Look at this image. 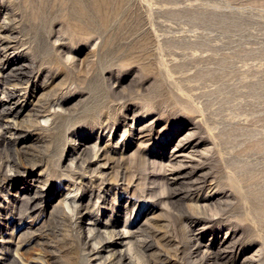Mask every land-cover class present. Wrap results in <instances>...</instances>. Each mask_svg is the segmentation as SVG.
Masks as SVG:
<instances>
[{
  "label": "rangeland",
  "instance_id": "rangeland-1",
  "mask_svg": "<svg viewBox=\"0 0 264 264\" xmlns=\"http://www.w3.org/2000/svg\"><path fill=\"white\" fill-rule=\"evenodd\" d=\"M0 27L51 112L29 126L43 143L19 152L37 154L29 171L0 174V250L46 264H264V0H0ZM0 146L5 164L15 150ZM33 177L46 191L37 220L13 208ZM73 195L85 211L71 218L58 202ZM105 228L126 261L98 247Z\"/></svg>",
  "mask_w": 264,
  "mask_h": 264
},
{
  "label": "bare ground",
  "instance_id": "bare-ground-1",
  "mask_svg": "<svg viewBox=\"0 0 264 264\" xmlns=\"http://www.w3.org/2000/svg\"><path fill=\"white\" fill-rule=\"evenodd\" d=\"M7 8V7H6ZM2 26V25H1ZM1 28V27H0ZM3 28V27H2ZM4 31V29H0V76H1V81H0V86H2L1 88H2V96H0V145L2 144V145H4V147H8L9 149H11V150H15L14 152V154H12V155H10V157H8L7 159H6V162H5V164H4V162H0V171H1V169H3L5 166V170L4 171H2V172H0V174H1V176H2V182H5V183H10V184H13V182H15L16 181V178H17V174H20V173H26V172H28L29 171V167H27V165L25 166V164H24V160H30V158H33V157H36L35 155H37V154H35L34 153V151L31 153V154H28V155H26V153L25 154H21V153H19V152H21L22 151V149L24 148V147H29V141H31L32 142V144L34 143L35 145H41L42 143H43V139L42 138H40V137H33L32 136V132L30 131V127L29 126H31V127H33L34 129H37V128H43L44 127V125H42L41 124V122H40V118L42 117H44V119H45V121H47V117L48 116H51V112H50V110L47 108H40L41 106H40V103L39 104H37V102H36V105H35V103H33V100H34V98L33 97H35V96H33V95H31V94H29V86H30V84H29V81L30 80H26V79H24V75H26V71L28 72V68H29V66H28V63L26 62V59H24L23 57L22 58H20V57H17V58H15L16 60H14V56L16 57V55H11L10 56V53H11V50H13V49H15L16 47H18L19 45H18V42H12L10 39V34H11V32H9L10 34H5V35H3V32ZM12 31V30H11ZM10 35V36H9ZM16 35V34H15ZM14 36V35H13ZM17 38H19V37H17ZM12 39H14V38H12ZM16 39V38H15ZM21 44V43H20ZM16 51V50H15ZM14 52V51H13ZM12 54V53H11ZM26 58V57H25ZM32 62V61H31ZM30 62V63H31ZM33 63V62H32ZM31 70V69H30ZM34 70H35V68H34ZM40 70V69H39ZM32 72V71H31ZM39 72V71H38ZM28 75V74H27ZM12 76L13 77H15V78H12ZM30 76V75H29ZM23 78L22 79V81L20 80L19 81V78ZM27 78V77H26ZM26 80V81H25ZM18 81V82H17ZM25 83V86H22L23 84ZM40 89V88H39ZM33 94V93H32ZM33 96V97H32ZM39 98H40V96H39ZM39 98H37L36 100H38ZM41 99V98H40ZM40 101V100H39ZM38 101V102H39ZM55 101H58V100H55ZM28 103V104H27ZM56 103V102H55ZM50 105H51V103H49ZM57 104V103H56ZM29 105H31V106H29ZM46 107H47V105H45ZM49 106V105H48ZM56 106V105H55ZM60 107V104L58 103L57 104V107ZM29 107V108H28ZM43 107V106H42ZM58 107V108H59ZM55 107L53 106V109H54ZM61 108V107H60ZM51 109H52V107H51ZM62 109V108H61ZM27 110V113L31 116V118H30V121L29 122H26L25 120H23V121H25L26 123H21L22 121L19 119L20 118V116L24 113V111H26ZM63 110V109H62ZM52 115H53V113H52ZM55 116V115H54ZM46 117V118H45ZM25 119V118H24ZM38 119V120H37ZM32 120V121H31ZM48 122V121H47ZM51 123V122H50ZM45 124V123H44ZM46 126V125H45ZM49 127V126H48ZM50 128V127H49ZM44 129V128H43ZM46 129V128H45ZM32 130V129H31ZM34 135V134H33ZM40 136V135H39ZM72 139V138H71ZM187 139V138H186ZM72 141H74V139L72 140ZM76 141V140H75ZM183 141H184V139H183ZM20 143L22 144L21 146H20ZM77 143V142H76ZM199 143V142H198ZM197 143V144H198ZM74 145H73V149H76L77 148V145L75 144V143H73ZM1 147V146H0ZM36 147H38V146H36ZM94 148H95V146H94ZM2 149V148H1ZM37 149V148H36ZM82 149V148H81ZM96 149V148H95ZM77 150V149H76ZM84 151V150H83ZM95 151V150H94ZM25 152H26V150H25ZM10 153V152H9ZM23 153V152H22ZM38 154H40V153H38ZM7 155H8V153H7ZM6 155V156H7ZM77 155H79V156H81L80 155V152H79V154L77 153ZM103 155V154H102ZM101 156V155H100ZM104 156V155H103ZM87 157V156H86ZM95 157H97V155L95 156ZM37 158V157H36ZM79 158V157H78ZM81 158V157H80ZM102 158H104V157H102ZM77 158L74 156V157H70V160H71V163H70V167H72V168H76V167H78L79 165H76V164H78V163H76L75 164V160H76ZM85 159H88V158H85ZM34 160V159H33ZM89 160V159H88ZM34 162L36 163V160H34ZM81 162V161H80ZM87 161L85 160V163H86ZM89 162V161H88ZM32 163V162H31ZM33 164V165H31V166H36V164ZM82 163V162H81ZM5 165V166H4ZM82 165V164H81ZM83 166V165H82ZM88 166V165H87ZM85 167V166H84ZM71 168V169H72ZM90 169V168H89ZM193 169V168H192ZM76 170H80V169H76ZM85 170V169H84ZM94 170V169H93ZM96 170V169H95ZM82 172H83V170H81ZM80 171V172H81ZM86 171H88V170H86ZM98 171H100V170H98ZM89 172V171H88ZM90 172H93V171H90ZM86 173V172H85ZM72 174V173H71ZM87 174V173H86ZM190 174H192L191 172H190ZM200 174V173H199ZM74 175V174H73ZM72 175V176H73ZM76 175V174H75ZM204 175V174H203ZM79 177H80V175H79ZM82 177H84V176H82ZM81 178V177H80ZM0 179V180H1ZM75 179V178H74ZM41 180V179H40ZM82 180V179H81ZM198 180V179H197ZM202 180H203V178H202ZM201 180V181H202ZM35 181V182H34ZM72 181V180H71ZM78 181V180H77ZM39 182V179H37V182H36V179H35V177H33L32 178V181H30V182H28V183H26V184H24L23 185V187L22 188H24V191H23V196L24 197H22L21 198V200H19L18 201V197H16L14 200H13V208L14 209H16L17 207H19V205H21L20 206V208H21V211H24L23 213H25L28 217H30V216H34V215H32L33 213H37L38 211H39V213H40V211H44L45 209H46V207L45 206H43L42 207V202H43V198H44V196H45V193H46V191H45V188H44V186H45V184H39L38 183ZM46 182V181H45ZM72 182H74V181H72ZM195 182V181H194ZM42 183H44V182H42ZM68 184V183H67ZM195 184H197V183H195ZM202 184V183H201ZM82 185V184H81ZM204 185H205V183H204ZM80 188V187H79ZM78 188V186L76 185V184H73V189H74V191L75 190H77V189H79ZM90 188V187H89ZM198 188V187H197ZM201 188V187H200ZM80 189H82V188H80ZM70 190V189H69ZM72 190V189H71ZM84 190V189H83ZM87 190V189H86ZM190 190V189H189ZM80 190H78V192H79ZM70 192V191H69ZM68 192V193H69ZM87 192V191H86ZM89 192V191H88ZM94 192V191H93ZM92 192V193H93ZM92 193H90L91 195H92ZM97 193V192H96ZM193 194V193H192ZM89 195V194H88ZM97 195V194H96ZM105 195V194H104ZM65 197V196H64ZM92 197V196H91ZM91 197H90V199H91ZM104 197V196H103ZM98 198V197H97ZM100 198V197H99ZM89 199V198H88ZM89 199V200H90ZM88 200V201H89ZM99 200V199H98ZM103 200V199H102ZM104 200H105V198H104ZM82 197H78L77 195L75 196V195H73V196H71V197H65L63 200H62V198H61V200H59V204H60V202L62 203V208H63V206H66L67 207V210L68 209H70L69 211V213L70 214H68V212H66V211H63V214L64 215H69V217H75V215H79V214H82V212H84L81 208H80V206H81V204H82ZM20 202V203H19ZM45 202V201H44ZM19 203V204H18ZM65 207V208H66ZM5 208H6V206H5ZM59 209H61V207L59 208ZM85 209V208H84ZM52 210V209H51ZM50 210V211H51ZM61 211V210H60ZM3 212H6V210L5 209H1L0 208V213H2V214H4ZM13 212V211H12ZM52 212V211H51ZM50 212V213H51ZM22 213V212H21ZM20 213V214H21ZM22 213V214H23ZM36 213H35V216L36 217H34L33 218V220L34 219H38L39 217H40V215H36ZM9 214V213H8ZM7 214V215H8ZM18 214V213H17ZM24 214V215H25ZM60 215V214H59ZM63 216V215H62ZM41 218V217H40ZM76 218H77V216H76ZM90 218V217H89ZM32 219V218H31ZM93 219V218H92ZM20 220H21V218H20ZM9 221L10 220H8L7 221V224L9 223ZM32 221V220H31ZM77 222V221H76ZM92 222H93V220H92ZM31 223V222H30ZM74 223V222H73ZM78 223V222H77ZM80 223V222H79ZM31 224H33V223H31ZM29 226H30V224H29ZM113 226V225H112ZM110 227V226H109ZM24 228H26L27 229V225H26V223H25V226H24ZM87 228V234H88V238L89 239H93L94 241H91V243L92 242H94V243H96V241H98V240H95V239H97L96 237H99V239H100V236L102 235V234H98V232H97V227H95L94 225H90V226H87L86 227ZM106 229V230H105ZM104 230H105V234H103L104 236V238H101L102 239V242L100 241V246H98L99 248L101 247V249H105V250H107L108 252V254L106 255L105 254V257H106V259L110 262V261H112L113 260V262L116 260V259H118V258H120V260H124V261H126V259H127V256H126V253H120V254H118L116 251H117V249L115 250V247H114V245L116 244V242H113V240H112V238H114L113 237V235H114V229L113 230H111V229H107V228H105ZM116 230V229H115ZM114 232V233H113ZM126 232V231H125ZM0 236L5 240L6 238H5V235H2V230L0 229ZM42 234V233H41ZM47 234V233H46ZM117 234H119V233H117ZM2 239V240H3ZM11 239V238H10ZM9 240V239H8ZM86 240H88V239H86ZM130 241V240H129ZM8 242V241H7ZM118 242H120V243H123V238L121 237L120 238V240L118 241ZM88 243H89V241H88ZM87 243V244H88ZM93 243V244H94ZM151 243V242H150ZM2 244H3V242H2ZM8 244V243H7ZM99 244V243H98ZM131 244H132V242H131ZM133 245H134V243H133ZM153 245V244H152ZM5 246H7L6 248H5V250H3V251H5L8 255H10V256H12V259H10L11 261H10V263H7V264H46L45 263V261H47V260H45L44 261V258L43 257H41L42 255H35V256H31V257H29V256H27V258H26V256H22V254L20 255V253H18V251H16L15 252V250H14V252L12 251L13 249H11V251L13 252V254H14V256L9 252V248H11L9 245H5ZM96 247H97V243H96V245H95ZM95 246H92L91 248H93L94 250H96V247ZM135 246V245H134ZM2 246H1V244H0V248H1ZM233 247V245H229L228 243H225V242H223L222 243V245L220 246V248H219V250L218 251H216L215 253H216V255L217 256H219L220 258L223 256H225L224 254L225 253H227V251H228V249H231ZM3 248V247H2ZM132 248V247H131ZM93 249H92V251H93ZM133 249V248H132ZM100 250V249H99ZM98 249H97V253L99 254V251ZM1 251V253L3 254V251H2V249L0 250ZM121 251V250H120ZM120 251H118V252H120ZM44 252V251H43ZM96 252V251H95ZM130 252V251H129ZM134 252V251H133ZM42 253V252H41ZM50 253V252H49ZM90 253H91V251H90ZM89 253V254H90ZM52 254H53V252H52ZM96 254V253H95ZM116 255H118L119 257L118 258H116L115 260H114V258L116 257ZM142 255V254H141ZM231 255V254H230ZM95 256V255H94ZM97 256V255H96ZM99 256H100V254H99ZM130 256V255H129ZM128 256V257H129ZM134 256V255H133ZM140 256V255H139ZM229 256V255H228ZM233 256V255H232ZM100 257H103V256H100ZM141 257V256H140ZM216 257V256H215ZM93 258V257H92ZM104 258V257H103ZM130 258V257H129ZM136 258H137V256H136ZM143 258V257H142ZM48 259V258H47ZM100 259V258H99ZM213 259V258H212ZM228 259H230L229 257H228ZM234 259V258H233ZM101 260V259H100ZM106 260V262H108ZM134 259H132V261H133ZM138 260V259H137ZM144 260V259H143ZM215 260V259H214ZM103 261V260H102ZM129 263H131V259H130V261L129 260H127ZM226 261H227V259H226ZM7 262H9V261H7ZM108 262V263H109ZM112 262V263H113ZM117 262V261H116ZM98 263H100V262H98ZM102 263V262H101ZM104 263H105V261H104ZM134 263V262H133ZM96 264H97V262H96ZM110 264V263H109ZM115 264V263H114ZM118 264H122V262H120V263H118Z\"/></svg>",
  "mask_w": 264,
  "mask_h": 264
}]
</instances>
